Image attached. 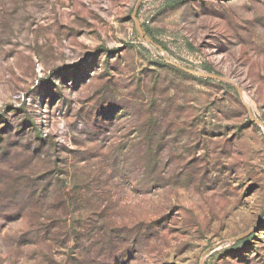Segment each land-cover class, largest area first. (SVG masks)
Wrapping results in <instances>:
<instances>
[{
  "label": "rangeland",
  "instance_id": "obj_1",
  "mask_svg": "<svg viewBox=\"0 0 264 264\" xmlns=\"http://www.w3.org/2000/svg\"><path fill=\"white\" fill-rule=\"evenodd\" d=\"M0 264H264V0H0Z\"/></svg>",
  "mask_w": 264,
  "mask_h": 264
},
{
  "label": "water",
  "instance_id": "obj_2",
  "mask_svg": "<svg viewBox=\"0 0 264 264\" xmlns=\"http://www.w3.org/2000/svg\"><path fill=\"white\" fill-rule=\"evenodd\" d=\"M147 41H148L150 44H152L154 47H156L157 49H159L161 52H163V50L161 49V47L158 46L157 44H155V43H154L152 40H150L148 37H147ZM171 63H172L174 66H176V67H178V68L184 70L185 72H188V73H190V74H192V75H195V76H198V77H203V78H207V79L218 80V81H222V82H229V79H227V78H225V77H222V76H218V75H216V74L205 73V72H200V71H195V70H189V69L182 68V67H180V66L174 64L173 62H171ZM237 91H238V93H240V90H239L238 88H237ZM249 113H250V111H249ZM250 120H251L252 122H254L255 124H258L259 126H262V127H263V124H262L259 120L253 118V117L251 116V113H250Z\"/></svg>",
  "mask_w": 264,
  "mask_h": 264
},
{
  "label": "trees",
  "instance_id": "obj_3",
  "mask_svg": "<svg viewBox=\"0 0 264 264\" xmlns=\"http://www.w3.org/2000/svg\"><path fill=\"white\" fill-rule=\"evenodd\" d=\"M146 32V31H145ZM147 33V32H146Z\"/></svg>",
  "mask_w": 264,
  "mask_h": 264
}]
</instances>
